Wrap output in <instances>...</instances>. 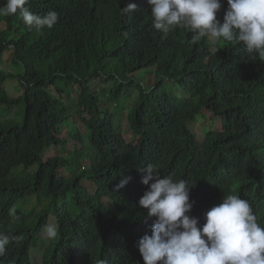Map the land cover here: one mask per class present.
<instances>
[{
	"label": "trees",
	"instance_id": "obj_1",
	"mask_svg": "<svg viewBox=\"0 0 264 264\" xmlns=\"http://www.w3.org/2000/svg\"><path fill=\"white\" fill-rule=\"evenodd\" d=\"M129 2L136 10L122 13ZM222 2L220 19L227 8ZM27 6L41 15L55 10L59 20L37 32L19 12L0 15L6 25L0 30V107L24 104L20 123L0 120V233L11 240L0 264H34L30 251L43 243L50 211L58 235L43 264H144L137 242L155 218L139 205L148 186L138 168L148 164L191 185L189 215L201 225L206 211L234 194L250 202L264 227V60H250L242 42L221 38L213 45L183 26L157 31L147 0H29ZM7 50L21 70L22 94L15 98L1 71ZM139 71L153 74L155 84L138 83ZM94 78L110 83L113 98L125 86L143 87L127 113L136 142L122 136L116 112L112 124L113 114L102 110L103 95L90 89ZM166 81L180 86V98L166 93ZM73 88L76 117L66 101ZM204 109L228 115L230 126L200 141L187 123ZM76 120L87 138L77 139L66 156L44 160L45 149L68 143L57 135L60 126ZM31 166V173L18 175L19 167ZM84 178L95 185L94 194ZM122 179L128 183L117 188ZM40 192L48 204L36 221L14 222L15 202Z\"/></svg>",
	"mask_w": 264,
	"mask_h": 264
},
{
	"label": "clouds",
	"instance_id": "obj_2",
	"mask_svg": "<svg viewBox=\"0 0 264 264\" xmlns=\"http://www.w3.org/2000/svg\"><path fill=\"white\" fill-rule=\"evenodd\" d=\"M28 3L29 0H4L0 15L19 12L24 24L37 32L52 29L58 23L59 13L55 10L41 15L31 11ZM147 3L152 26L159 32L167 34L183 26L194 38L242 42L250 60H264V0H226L222 19L218 18L222 0ZM136 8L135 3L129 2L120 11L128 14ZM138 171L143 173L141 183L148 186L139 205L146 209L149 218H155L150 234L146 232L137 242L144 264H264V227L258 224L248 200L234 194L223 196L221 203L204 213L201 225L199 218L189 215L193 204L191 185L186 180L162 177L152 164ZM127 183V179H122L117 188ZM56 226L47 222L43 231L48 238L58 235ZM10 242L7 234L0 233V256L6 254Z\"/></svg>",
	"mask_w": 264,
	"mask_h": 264
},
{
	"label": "rangeland",
	"instance_id": "obj_3",
	"mask_svg": "<svg viewBox=\"0 0 264 264\" xmlns=\"http://www.w3.org/2000/svg\"><path fill=\"white\" fill-rule=\"evenodd\" d=\"M4 28V23L0 22V29ZM211 44L216 45V40H211ZM13 51L7 50L4 53V62L2 68V73L8 75L5 82L4 87L11 98L18 97L22 94V87L19 83V74L21 72L18 64H13ZM137 82L143 83L146 88L151 87L155 84V79L153 74L145 73V71H139L137 73ZM141 86L130 85L125 86L120 89V92L117 97L113 98L110 91V83L106 84L104 81L94 78L90 82L91 92L94 94H102V110L108 113L113 114L116 112L117 122L119 125V130L122 136L129 140L136 142L135 134L127 127V113L131 104L139 98ZM165 91L168 95L173 98H180L181 89L178 84L173 82L166 81L164 84ZM69 94L66 96L67 104L70 105L71 112L73 116L76 117V90L68 89ZM104 93H106L104 95ZM213 107L219 108L220 104L218 101H213ZM0 120L9 121L13 123H20L22 121V116L24 113V104L19 103L13 110L4 111V107H0ZM119 111V113H118ZM111 123L114 124L116 121V117L113 114V117L109 118ZM188 127L193 129L200 141H203L208 134L223 131L230 126V117L224 114L215 115L212 112H208L207 109H204L200 114H198L195 119L191 122L187 123ZM59 137L66 138L68 143L65 146H53L45 149L43 154V159L46 160L49 157L54 156H66L68 153L73 151V146L75 145L77 139L87 138V130L85 126L80 121L76 120V123L68 122L60 126L58 129ZM171 143L176 144L177 139L176 136L170 137ZM31 166L29 169H24L23 167H19L18 175H26L27 173H31L34 168ZM64 176H69L70 172L67 170L65 172H61ZM84 186H86L89 191L94 194L96 187L94 184L88 182L86 178L82 180ZM51 200V198H49ZM108 201V200H107ZM48 204V199L42 192L38 195H34L28 198H21L16 201V203L12 206V218L14 222H25L27 224H32L36 221L37 215L41 212V206H46ZM109 202V201H108ZM72 210H75V205H70ZM54 208V206H53ZM52 208V209H53ZM22 220V221H21ZM54 224L56 226V220L53 214V211L49 212L48 217V225ZM57 227V226H56ZM57 239L48 238L46 233L43 234V243L40 247L31 248L30 255L34 264H43V252L50 244L54 243Z\"/></svg>",
	"mask_w": 264,
	"mask_h": 264
},
{
	"label": "water",
	"instance_id": "obj_4",
	"mask_svg": "<svg viewBox=\"0 0 264 264\" xmlns=\"http://www.w3.org/2000/svg\"><path fill=\"white\" fill-rule=\"evenodd\" d=\"M211 40H213V39L209 37V41H210V42H211ZM217 42H218V41L216 40V43H217Z\"/></svg>",
	"mask_w": 264,
	"mask_h": 264
}]
</instances>
